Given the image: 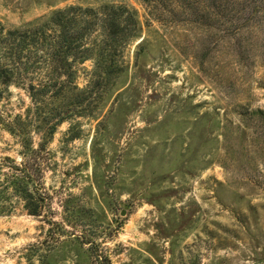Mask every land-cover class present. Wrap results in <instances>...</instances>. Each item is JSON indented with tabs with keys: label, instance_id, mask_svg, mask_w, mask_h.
Here are the masks:
<instances>
[{
	"label": "rangeland",
	"instance_id": "obj_1",
	"mask_svg": "<svg viewBox=\"0 0 264 264\" xmlns=\"http://www.w3.org/2000/svg\"><path fill=\"white\" fill-rule=\"evenodd\" d=\"M101 4L139 26L112 77L94 54L52 102L0 98V264H264V11L233 29L0 0V23Z\"/></svg>",
	"mask_w": 264,
	"mask_h": 264
},
{
	"label": "trees",
	"instance_id": "obj_2",
	"mask_svg": "<svg viewBox=\"0 0 264 264\" xmlns=\"http://www.w3.org/2000/svg\"><path fill=\"white\" fill-rule=\"evenodd\" d=\"M140 1L146 6L148 18L160 24L220 22L238 29L235 16L246 13V20H251L264 11V0ZM138 32L135 11L113 4L69 6L19 28H6L0 23V98L10 87H23L36 106L52 102L71 82L76 65L93 59L94 54L95 76L112 77V49L136 39ZM17 182H11L14 193L33 200V195ZM28 210L29 215L39 216L38 202Z\"/></svg>",
	"mask_w": 264,
	"mask_h": 264
}]
</instances>
